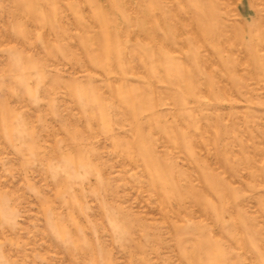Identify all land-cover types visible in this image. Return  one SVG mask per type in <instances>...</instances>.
I'll return each mask as SVG.
<instances>
[{
  "label": "rangeland",
  "instance_id": "374dc122",
  "mask_svg": "<svg viewBox=\"0 0 264 264\" xmlns=\"http://www.w3.org/2000/svg\"><path fill=\"white\" fill-rule=\"evenodd\" d=\"M226 1L0 0V264H264V0Z\"/></svg>",
  "mask_w": 264,
  "mask_h": 264
},
{
  "label": "bare ground",
  "instance_id": "6f19581e",
  "mask_svg": "<svg viewBox=\"0 0 264 264\" xmlns=\"http://www.w3.org/2000/svg\"><path fill=\"white\" fill-rule=\"evenodd\" d=\"M225 1H226V0H225ZM232 1H233V0H232ZM226 2H227V1H226ZM233 2H234V1H233ZM235 2H236V1H235ZM235 2H234V3H235ZM223 8H224V7H223ZM182 21H183V20H182ZM192 21H193V20H192ZM182 23H183V22H182ZM192 24H194V23L192 22ZM192 29L194 30L195 27H194V28L192 27ZM196 29H197V28H196ZM196 29H195L194 31H196V33H197V32L199 31V29H198V31H197ZM201 30H202V29H201ZM198 33H199V32H198ZM198 33H197V35H198ZM203 45H204V44H203Z\"/></svg>",
  "mask_w": 264,
  "mask_h": 264
}]
</instances>
